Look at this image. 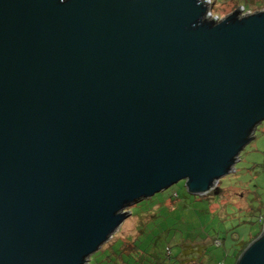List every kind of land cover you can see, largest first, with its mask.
Segmentation results:
<instances>
[{
    "label": "water",
    "instance_id": "water-1",
    "mask_svg": "<svg viewBox=\"0 0 264 264\" xmlns=\"http://www.w3.org/2000/svg\"><path fill=\"white\" fill-rule=\"evenodd\" d=\"M209 7L0 0V264H89L130 207L233 172L264 121V10ZM235 264H264V221Z\"/></svg>",
    "mask_w": 264,
    "mask_h": 264
},
{
    "label": "rangeland",
    "instance_id": "rangeland-1",
    "mask_svg": "<svg viewBox=\"0 0 264 264\" xmlns=\"http://www.w3.org/2000/svg\"><path fill=\"white\" fill-rule=\"evenodd\" d=\"M210 2L212 16L219 19L234 8L250 7L246 13L264 10L261 0ZM216 187V193L200 200L186 192L182 181L130 207V216L90 256L89 264H182L190 256L199 264H235L237 250L262 230L258 221L264 214V121L240 152L233 172ZM215 237L221 247L211 244ZM193 241L204 246L192 255L181 253L180 245Z\"/></svg>",
    "mask_w": 264,
    "mask_h": 264
},
{
    "label": "trees",
    "instance_id": "trees-1",
    "mask_svg": "<svg viewBox=\"0 0 264 264\" xmlns=\"http://www.w3.org/2000/svg\"><path fill=\"white\" fill-rule=\"evenodd\" d=\"M262 3H263V6H264V0H262ZM174 198H177V194H176V192H174ZM208 198V196H204V197H198V199H200V200H203V199H207ZM197 199V198H196ZM263 220H264V214L263 215H261L260 216V218H259V223H263ZM258 236V235H257ZM256 238V237H255ZM203 241V240H202ZM201 243V242H200ZM205 243V242H204ZM204 243H202V244H204ZM211 244L214 246V247H216V248H218V247H221L222 246V243H221V241L219 240V238H212V240H211ZM248 245V244H247ZM246 244L244 245V246H241L238 250H237V252H238V254H237V258H238V256L241 254V252L244 250V248L247 246ZM204 245H201V244H198L196 241H193V242H191V245L190 246H188L187 245V243H185V242H183V244H181L180 245V247H181V249H182V251H181V253H183L184 255H188V254H193L194 252H195V250H197V251H199V250H201L200 248L201 247H203ZM166 251L169 253L170 252V248H168V247H166ZM193 263H195V264H199V262H197V260L196 259H194V258H192L191 256L190 257H188V259L184 262V263H182V264H193Z\"/></svg>",
    "mask_w": 264,
    "mask_h": 264
},
{
    "label": "flooded vegetation",
    "instance_id": "flooded-vegetation-1",
    "mask_svg": "<svg viewBox=\"0 0 264 264\" xmlns=\"http://www.w3.org/2000/svg\"><path fill=\"white\" fill-rule=\"evenodd\" d=\"M239 7V6H238ZM210 11H211V4H210ZM240 8H242V12H244L245 11V9H243V7H240ZM236 8H234L233 10H231L230 12H232V11H234ZM247 12V11H246ZM246 12H244V13H246Z\"/></svg>",
    "mask_w": 264,
    "mask_h": 264
},
{
    "label": "crops",
    "instance_id": "crops-1",
    "mask_svg": "<svg viewBox=\"0 0 264 264\" xmlns=\"http://www.w3.org/2000/svg\"><path fill=\"white\" fill-rule=\"evenodd\" d=\"M261 1H262V0H261ZM251 3H255V2H251ZM261 6L264 7V6H263V3L261 4ZM259 8H260V7H259ZM250 10H251V9H250V7H249V8H248L247 10H245V11H250ZM255 11H256V10H255Z\"/></svg>",
    "mask_w": 264,
    "mask_h": 264
},
{
    "label": "built area",
    "instance_id": "built-area-1",
    "mask_svg": "<svg viewBox=\"0 0 264 264\" xmlns=\"http://www.w3.org/2000/svg\"><path fill=\"white\" fill-rule=\"evenodd\" d=\"M209 1V6H210V4H211V2H210V0H208ZM264 221V220H263ZM263 224V223H262Z\"/></svg>",
    "mask_w": 264,
    "mask_h": 264
},
{
    "label": "clouds",
    "instance_id": "clouds-1",
    "mask_svg": "<svg viewBox=\"0 0 264 264\" xmlns=\"http://www.w3.org/2000/svg\"><path fill=\"white\" fill-rule=\"evenodd\" d=\"M211 12V11H210Z\"/></svg>",
    "mask_w": 264,
    "mask_h": 264
}]
</instances>
